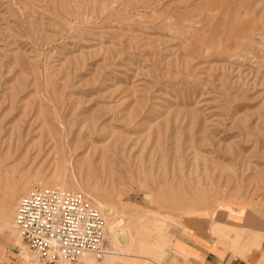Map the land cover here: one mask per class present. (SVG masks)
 Returning <instances> with one entry per match:
<instances>
[{
	"label": "rangeland",
	"instance_id": "obj_1",
	"mask_svg": "<svg viewBox=\"0 0 264 264\" xmlns=\"http://www.w3.org/2000/svg\"><path fill=\"white\" fill-rule=\"evenodd\" d=\"M35 186L122 218V259L187 233L264 264V0H0V264L35 263L7 225Z\"/></svg>",
	"mask_w": 264,
	"mask_h": 264
},
{
	"label": "built area",
	"instance_id": "obj_2",
	"mask_svg": "<svg viewBox=\"0 0 264 264\" xmlns=\"http://www.w3.org/2000/svg\"><path fill=\"white\" fill-rule=\"evenodd\" d=\"M14 224L37 264H74L105 254L104 219L81 192L35 186L19 197Z\"/></svg>",
	"mask_w": 264,
	"mask_h": 264
},
{
	"label": "crops",
	"instance_id": "obj_3",
	"mask_svg": "<svg viewBox=\"0 0 264 264\" xmlns=\"http://www.w3.org/2000/svg\"><path fill=\"white\" fill-rule=\"evenodd\" d=\"M214 224H219L222 227L231 228V225L228 226L224 222H214L211 226V233L213 232V234L214 228L212 227H214ZM214 235L217 236L216 234ZM217 238L212 237L210 235L203 236V234L191 236L187 233L177 236L175 241L174 239L172 240V244L174 247L173 249L175 250V253L171 252L169 260L170 264H257V259L260 254L259 251L255 252L252 249L247 252L245 250V254L243 256H240L239 254L233 253L231 250L223 246V244L218 242ZM231 238L234 241V238ZM223 243H226V241H224ZM227 243L231 244L232 242ZM235 245L236 244H234L233 242L231 244V247L234 250L236 249L241 252V246ZM170 246L171 245H169L168 248ZM261 250L263 251L262 247ZM161 253L162 252L157 255L156 260H151L152 264H158L157 258L160 256ZM104 256L100 261L95 260L92 264H139L142 261L146 262L145 260H142L143 258L130 259L127 257H124L125 259L117 258L115 261H110L104 258ZM119 259H122L123 261H120ZM75 264L91 263H85L79 260ZM147 264H149V261ZM258 264H260V262H258Z\"/></svg>",
	"mask_w": 264,
	"mask_h": 264
},
{
	"label": "bare ground",
	"instance_id": "obj_4",
	"mask_svg": "<svg viewBox=\"0 0 264 264\" xmlns=\"http://www.w3.org/2000/svg\"><path fill=\"white\" fill-rule=\"evenodd\" d=\"M53 188V187H52ZM57 189H60V188H57ZM6 194H8V192L6 193ZM5 197V196H4ZM9 198H7V200H8ZM10 200H11V198H10ZM5 202V201H4ZM6 205V204H5ZM8 205V204H7ZM97 208L99 209V211H101L102 212V214H104V217H103V219H104V225H105V227H104V234H105V231L107 232V234H106V239H107V243H108V245H107V248H106V254H104L105 255V257L108 259H112V260H116L117 258H120L121 256H128V257H130L129 255H128V253H127V255H125L124 254V251H125V248H126V246L127 245H130L129 243H130V239H129V236H128V231H127V227L129 226H125L124 224V220L122 219V218H120V219H118V218H116L114 215H112V217L111 216H109V214L107 215V214H105L106 213V210H107V207L104 205V204H102V203H100V202H97ZM9 210V209H8ZM4 211V210H3ZM6 211V210H5ZM3 213V212H2ZM4 213H6L7 214V212H4ZM11 213V212H10ZM149 213V212H148ZM147 214V213H146ZM145 214V215H146ZM121 215V214H120ZM126 215V214H125ZM154 215V214H153ZM5 216V215H4ZM7 216V215H6ZM144 216V215H143ZM149 216V215H148ZM156 216V215H155ZM161 217H163L162 215H160ZM1 217V216H0ZM121 217V216H120ZM152 217V216H151ZM150 217V218H151ZM167 217V216H166ZM146 218V217H145ZM2 219V218H1ZM162 219H164V217L162 218ZM161 218H160V220H162ZM167 219H169L168 217H167ZM167 219H165V220H162V221H164V223H165V221L167 220ZM153 220V219H152ZM142 221H143V219H142ZM140 222V224H138L139 226V235L140 236H143V237H148V236H150V234H153V233H159V237L161 238V237H163V235L161 234V231L164 229V228H160V226L159 225H154V224H152L151 222H147V221H143V222ZM163 223V222H162ZM163 223V224H164ZM10 225L11 226V228L13 227V229L14 228H16V226H15V224H13L12 225V223L10 224V223H7V225ZM160 224H161V222H160ZM163 224H162V226H163ZM5 225H6V223H5ZM6 225V226H7ZM131 225V224H130ZM133 226V225H132ZM214 227V229L215 230H223V228L224 227H222L221 225H219V224H214L213 225ZM131 227V226H130ZM135 227V226H134ZM134 227H132L133 229H134ZM4 228V227H3ZM8 228V227H7ZM129 228V227H128ZM131 228V229H132ZM135 228H137V227H135ZM1 229V228H0ZM17 229V228H16ZM138 229V228H137ZM18 231V230H17ZM136 232H138V231H136ZM18 233H19V231H18ZM20 235V234H19ZM139 235H137V236H139ZM18 236V235H17ZM139 236V237H140ZM155 236V235H154ZM153 236V237H154ZM167 236V235H166ZM21 237V236H20ZM104 237H105V235H104ZM137 238V237H136ZM150 238V237H149ZM148 238V239H149ZM158 238V237H157ZM105 239V238H104ZM140 239V238H139ZM153 239V238H152ZM227 239V238H226ZM22 240V239H21ZM126 241V243H125V245H122V241ZM138 240V239H137ZM136 240V241H137ZM140 240H142V239H140ZM145 239H143L142 241H140V243L142 244V247L143 248H145V250H146V247L147 246H149V244L147 243V241L145 242L144 241ZM157 240L158 239H156V242H157ZM237 240H238V238H237ZM135 241V242H136ZM151 241V240H150ZM154 241V240H153ZM159 241V240H158ZM137 243V242H136ZM164 243V242H163ZM24 244V243H23ZM140 244V245H141ZM161 244V243H160ZM166 244V243H165ZM24 246H25V244H24ZM167 246V245H166ZM250 246H252V245H250ZM259 246H257V248H258ZM25 248L27 249V247L25 246ZM129 248V247H128ZM147 248H150V247H147ZM164 249V248H163ZM28 250V249H27ZM144 250V251H145ZM248 250H250V248H248ZM29 252V250L27 251V253ZM146 252V251H145ZM30 253V252H29ZM132 253V251L131 252H129V254H131ZM31 254V253H30ZM32 255V254H31ZM90 255V256H89ZM33 256V255H32ZM92 255L91 254H88V253H86V254H83L82 256H80L79 257V259H78V261L79 260H81L82 262H85V263H93L94 261H93V258L91 257ZM150 256V255H149ZM28 257H29V254H28ZM132 257V256H131ZM30 258V257H29ZM124 258V257H123ZM136 258V257H135ZM138 259L139 258H141L142 259V257H137ZM95 259V258H94ZM131 259H133V257L131 258ZM33 260H34V262L35 263H33V264H37V262H36V259H35V257L33 256ZM96 260V259H95ZM144 260V259H143ZM77 261V262H78ZM149 262H151V261H149ZM95 264V263H94Z\"/></svg>",
	"mask_w": 264,
	"mask_h": 264
}]
</instances>
